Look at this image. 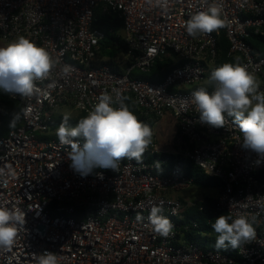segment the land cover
Returning <instances> with one entry per match:
<instances>
[{
  "label": "built area",
  "instance_id": "2783aa9c",
  "mask_svg": "<svg viewBox=\"0 0 264 264\" xmlns=\"http://www.w3.org/2000/svg\"><path fill=\"white\" fill-rule=\"evenodd\" d=\"M214 2L223 5L229 26L189 36L185 21ZM98 9L123 19L126 51L102 53L105 33L93 27ZM222 35L228 56L246 65L264 92V54L250 43L264 37V0H0V40L24 36L55 61L48 78L34 81L38 93L9 96L21 113L0 137V206L19 208L25 223L13 246L0 249V264H37L44 251L54 252L58 264H264V159L257 164V154L242 147L232 117L224 127L202 123L192 103L193 91H213L208 78ZM167 59L162 82L132 77ZM105 92L114 101L132 95L139 116L153 120L152 142L141 162L122 159L116 169L81 175L71 167V146L61 145L56 131L46 137L56 115H87ZM5 110L0 104V127ZM170 117V134L161 140ZM182 159L221 182L218 211L255 221L256 236L237 257L186 239L198 224L185 215L193 203L172 196L194 185ZM152 206H162L174 224L167 237L150 224Z\"/></svg>",
  "mask_w": 264,
  "mask_h": 264
},
{
  "label": "clouds",
  "instance_id": "9594fccd",
  "mask_svg": "<svg viewBox=\"0 0 264 264\" xmlns=\"http://www.w3.org/2000/svg\"><path fill=\"white\" fill-rule=\"evenodd\" d=\"M230 21L223 15V5L212 3L206 11L192 14L185 21L189 36L209 34L227 28ZM55 61L49 51L24 36H19L0 47V89L5 92L31 97L40 91L34 81L49 77ZM65 73L68 68L65 67ZM209 84L213 91L201 87L192 92V103L202 123L224 127L225 118L232 117L242 133V147L264 159V92L258 91L257 77L240 63H224L212 70ZM117 94L115 101L109 93H103L89 113L73 126L69 115H64L56 130L61 145H70L68 153L73 167L81 175H87L93 166L116 169L124 158L141 162L152 142L151 127L138 119ZM114 104L118 106H113ZM20 119L15 113L10 127ZM84 138L81 146L73 138ZM4 170L0 169V174ZM162 206H152L148 217L157 234L167 237L174 228L173 222L163 215ZM142 219L137 215V220ZM231 221V222H230ZM25 223V213L19 208L0 206V249H10L17 237L18 226ZM254 220L240 215L236 218L220 215L212 224L218 234L217 249L239 248L242 243L256 236ZM37 264H58V256L51 251L38 255Z\"/></svg>",
  "mask_w": 264,
  "mask_h": 264
},
{
  "label": "trees",
  "instance_id": "16d2710c",
  "mask_svg": "<svg viewBox=\"0 0 264 264\" xmlns=\"http://www.w3.org/2000/svg\"><path fill=\"white\" fill-rule=\"evenodd\" d=\"M93 27L98 28L105 33V38L102 43L103 54L108 55L109 53L112 52L113 56H115L118 53H121L122 50L126 51L127 47L121 37V31L123 29V19L120 18L117 13L115 12L103 13L101 9H98L95 12V20ZM250 43L252 44L255 51L264 54V37L253 36L250 39ZM219 47H220L219 57L215 68L221 66L224 63L235 64L236 63L235 59L228 56L229 44L224 35H222L221 37ZM171 62H172L171 59L158 61L156 65L153 67L151 72L141 73L135 71L132 73V77L137 79L147 80L154 83L162 82L169 71L167 69L162 71V67L170 64ZM109 64L114 65L113 60H110ZM10 94L11 93L5 92L3 89H0V104L5 105L6 107L5 114L3 116V122L0 127V137L7 135V133L14 127V125L10 127V121L12 120L13 115L15 113H21L20 102L18 100L11 99L9 97ZM124 98H125L124 102L129 107V109L134 112V114L138 117V119L148 124L150 127H152L153 125L152 119L142 118L139 116L138 112L135 109L132 95L126 94ZM84 116H86L84 113H79L76 117L70 118V123L73 126H75L78 120ZM62 119H63L62 115L58 114L55 116V120L51 126V133L49 136L46 137L47 139H51L53 137V132L57 130ZM78 138H81L84 141V138L82 137H78ZM125 159L127 158H124L123 160ZM183 164H184L185 173L194 178V185L200 188L214 189L218 191V189L221 186V182L218 179L205 175L201 171V169L196 167L190 161H183ZM107 169L108 167L93 166L91 168V171L88 172V174L93 175L98 171H103ZM181 201L183 203H186V201L183 199H181ZM185 215L188 221L190 219H194L198 224L196 228H192L193 229L192 232L186 234V239L188 241H198L199 239H204L205 242L208 241L212 242V244L214 245V249H217L215 247V240L218 234L213 230L212 224L215 222V219L218 216L220 215L227 216V213L224 211L217 210L215 205V200H212L211 198H205L202 201H197L193 206L189 207L186 210ZM217 250H220L229 256L237 257L238 248L233 249L229 246L226 249H217Z\"/></svg>",
  "mask_w": 264,
  "mask_h": 264
},
{
  "label": "rangeland",
  "instance_id": "374dc122",
  "mask_svg": "<svg viewBox=\"0 0 264 264\" xmlns=\"http://www.w3.org/2000/svg\"><path fill=\"white\" fill-rule=\"evenodd\" d=\"M12 41H14V40H7V41L0 40V47H4ZM108 55L113 56V53L111 52ZM67 113L71 114V117H76L78 115V112L73 111V110H69V111H67ZM168 120L169 119L167 118V121ZM156 129L158 130L159 126H156ZM161 136H163V134ZM165 139L166 138H163L161 140H165ZM170 167H171V165H168V169H170ZM172 196H174L178 199H183L185 201H191L194 205L195 202L202 201L205 198H211L212 200H216L218 197V191L214 190V189H204V188H200L196 185H193L187 189H184V190H181L178 192H173ZM198 243L205 245L207 248L214 249V245L210 241L205 242L204 239H199Z\"/></svg>",
  "mask_w": 264,
  "mask_h": 264
},
{
  "label": "crops",
  "instance_id": "0c3cea01",
  "mask_svg": "<svg viewBox=\"0 0 264 264\" xmlns=\"http://www.w3.org/2000/svg\"><path fill=\"white\" fill-rule=\"evenodd\" d=\"M169 120L168 121H165L164 122V125L162 127H164V129L166 130L164 133H163V136L162 138H166L167 135L170 134V129L172 128V124H173V119L170 117L168 118ZM160 133V132H159ZM166 134V135H165ZM160 135H162V133H160Z\"/></svg>",
  "mask_w": 264,
  "mask_h": 264
}]
</instances>
